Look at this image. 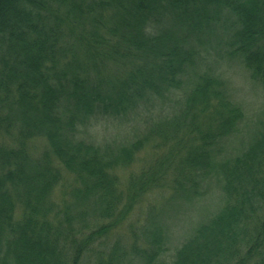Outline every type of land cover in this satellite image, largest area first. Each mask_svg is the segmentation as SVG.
Masks as SVG:
<instances>
[{"label":"trees","instance_id":"16d2710c","mask_svg":"<svg viewBox=\"0 0 264 264\" xmlns=\"http://www.w3.org/2000/svg\"><path fill=\"white\" fill-rule=\"evenodd\" d=\"M215 54L264 85V0H0V264H157L162 229L141 242L130 216L214 177L222 202L170 264H264V120L225 154L244 113ZM171 95L177 110L129 143L79 135ZM123 222L133 239L106 245Z\"/></svg>","mask_w":264,"mask_h":264},{"label":"rangeland","instance_id":"374dc122","mask_svg":"<svg viewBox=\"0 0 264 264\" xmlns=\"http://www.w3.org/2000/svg\"><path fill=\"white\" fill-rule=\"evenodd\" d=\"M205 60L215 72L224 77L229 98L238 104L244 113V119L241 120L237 131L226 142L225 154L234 155L246 146L247 142L245 141L248 140L260 121L264 120V85L262 86L250 78L249 72L244 68L241 60L222 58L216 54ZM168 97H170L169 100L143 104L136 112L121 119L106 117L82 125L79 127V135L101 145L118 146L129 143L136 136L142 135L148 127L153 126L149 125L151 122L177 110L179 107L177 101L180 96L171 95ZM145 155H148L145 149L137 153L130 168L118 169L120 175L124 176L130 171H138L147 161ZM64 188L62 191L66 192L65 197L69 200L68 185L66 184ZM221 195L222 192L215 177L204 180L200 186L199 194L196 196H171L169 191L147 194L146 199L155 204V209H148L145 205L139 206L140 208L137 207L130 216V218L134 217L133 222L128 218L125 221L128 220L134 225L133 232L135 237L140 236L139 241L142 240L144 226L160 227L164 238L160 244L161 251H159L160 255L156 262L157 264H170L176 249L191 235L193 229L216 211L217 206L222 202ZM124 224L125 222L116 230L110 231L109 237L104 239L106 245H114V242L118 240L121 244L128 245L133 236L129 231V235H126L123 228H127V226L122 228ZM123 259L127 264H142V260L138 256L131 254H125Z\"/></svg>","mask_w":264,"mask_h":264}]
</instances>
